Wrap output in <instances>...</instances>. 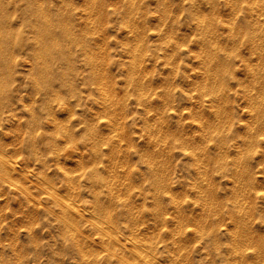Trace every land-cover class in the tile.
<instances>
[{
    "label": "clouds",
    "instance_id": "1",
    "mask_svg": "<svg viewBox=\"0 0 264 264\" xmlns=\"http://www.w3.org/2000/svg\"><path fill=\"white\" fill-rule=\"evenodd\" d=\"M0 264H264V0H0Z\"/></svg>",
    "mask_w": 264,
    "mask_h": 264
}]
</instances>
